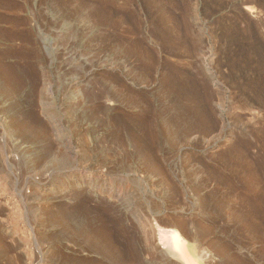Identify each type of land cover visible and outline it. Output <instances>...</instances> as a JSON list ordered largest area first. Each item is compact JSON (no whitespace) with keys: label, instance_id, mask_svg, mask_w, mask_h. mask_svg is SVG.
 <instances>
[{"label":"rangeland","instance_id":"1","mask_svg":"<svg viewBox=\"0 0 264 264\" xmlns=\"http://www.w3.org/2000/svg\"><path fill=\"white\" fill-rule=\"evenodd\" d=\"M164 227L264 264V0H0V264H185Z\"/></svg>","mask_w":264,"mask_h":264},{"label":"bare ground","instance_id":"2","mask_svg":"<svg viewBox=\"0 0 264 264\" xmlns=\"http://www.w3.org/2000/svg\"><path fill=\"white\" fill-rule=\"evenodd\" d=\"M248 10H250L251 8L248 7L247 8ZM2 121L4 123H7L6 122V117H2ZM3 125H6V124H3ZM4 157H11V158H16L15 155H8L7 153H4L3 155ZM2 156V157H3ZM13 178V177H12ZM41 180V179H40ZM39 179L35 178V177H32L30 180L24 182L25 185L27 186V191H24V188L23 186H15V182L14 184L12 183L11 184V187L13 188L14 192V195L16 197V199H18L22 204H25L27 200L29 199H32L34 196H40V195H43V193H46L48 188H49V182H40ZM11 189V188H10ZM12 191V190H11ZM49 191V190H48ZM249 200V199H248ZM262 202L261 198H256V197H253L252 199L249 200V203H250V207L257 210V205L260 204ZM247 203V204H249ZM260 206V205H259ZM80 207V206H79ZM83 209V208H82ZM81 209V211H82ZM262 209V208H261ZM63 211V210H62ZM61 211V212H62ZM106 211V210H105ZM260 211V210H259ZM258 211V212H259ZM86 212V211H85ZM106 214V213H105ZM59 215V214H58ZM64 217V216H63ZM100 217V216H99ZM102 217V216H101ZM95 220V219H94ZM97 220V219H96ZM95 220V221H96ZM99 220V219H98ZM101 221L105 222L102 218L100 219ZM161 220V219H159ZM172 221V220H171ZM116 222V219L113 221V223ZM164 222V221H163ZM247 222V221H246ZM117 223V222H116ZM166 224V223H165ZM177 224V223H176ZM167 225V224H166ZM87 227H83L81 229L78 230V233L80 235H82L81 237L84 238L85 241L89 242V246L91 248H97L98 247L93 244L95 242L93 241H96L98 239V236H101V237H106V238H110L111 239V234L110 232H106L107 228H105L104 226L100 227V228H95V227H92L91 223L89 225L86 224ZM116 227V226H115ZM123 227V226H122ZM120 228V227H118ZM113 230V229H112ZM119 231V230H118ZM158 236L161 241H162V246H164V248L166 249V252L170 253L171 255L175 256V257H181V259L185 262V264H197V262H195L190 254H189V251H188V247L186 245V242L185 240L182 239L181 235L179 234V232L175 229V228H172V229H165L164 228H159L158 230ZM116 236V235H115ZM99 241V240H98ZM127 242H130L127 241ZM128 244V243H127ZM131 244V243H130ZM126 245V244H125ZM110 246V245H109ZM108 246V250L110 251V247ZM107 247V246H106ZM113 247V245H112ZM130 247V246H129ZM135 247V246H134ZM134 247H131L133 250L131 251V254H134V255H137V251ZM191 249V248H190ZM99 250V249H98ZM124 251V250H123ZM130 251V250H129ZM108 254V252H107ZM130 254V255H131ZM205 255V254H204ZM203 255V256H204ZM202 256V255H201ZM178 258V259H179ZM181 259L179 261H181ZM118 260L117 259H113L112 260V263L114 264H119L117 263ZM182 262V261H181ZM42 263V262H41ZM102 264V263H100ZM121 264V263H120ZM122 264H124L122 262Z\"/></svg>","mask_w":264,"mask_h":264}]
</instances>
